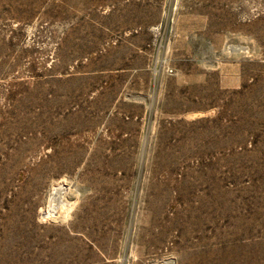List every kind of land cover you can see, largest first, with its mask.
<instances>
[{"label": "rangeland", "instance_id": "obj_1", "mask_svg": "<svg viewBox=\"0 0 264 264\" xmlns=\"http://www.w3.org/2000/svg\"><path fill=\"white\" fill-rule=\"evenodd\" d=\"M0 264H264V0H0Z\"/></svg>", "mask_w": 264, "mask_h": 264}, {"label": "bare ground", "instance_id": "obj_2", "mask_svg": "<svg viewBox=\"0 0 264 264\" xmlns=\"http://www.w3.org/2000/svg\"><path fill=\"white\" fill-rule=\"evenodd\" d=\"M60 200V199H59Z\"/></svg>", "mask_w": 264, "mask_h": 264}]
</instances>
